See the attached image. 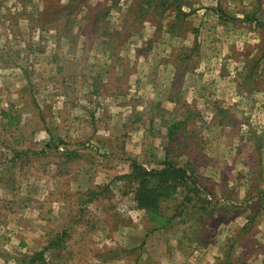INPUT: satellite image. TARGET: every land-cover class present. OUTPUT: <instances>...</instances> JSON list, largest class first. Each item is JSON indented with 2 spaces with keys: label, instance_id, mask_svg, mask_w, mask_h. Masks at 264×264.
Returning a JSON list of instances; mask_svg holds the SVG:
<instances>
[{
  "label": "rangeland",
  "instance_id": "rangeland-1",
  "mask_svg": "<svg viewBox=\"0 0 264 264\" xmlns=\"http://www.w3.org/2000/svg\"><path fill=\"white\" fill-rule=\"evenodd\" d=\"M164 161L199 193L152 218L125 174ZM30 256L264 264V0H0V264Z\"/></svg>",
  "mask_w": 264,
  "mask_h": 264
},
{
  "label": "trees",
  "instance_id": "trees-1",
  "mask_svg": "<svg viewBox=\"0 0 264 264\" xmlns=\"http://www.w3.org/2000/svg\"><path fill=\"white\" fill-rule=\"evenodd\" d=\"M174 130L175 128H169L168 135H172ZM187 171V168L182 165L164 161L158 169L132 170L125 174V177L136 183L133 196L136 206L146 215L156 218L160 216L159 208L162 199L174 198L179 192H184L186 199L195 194L198 195L199 192L192 185V181L189 184L187 182L189 177ZM199 200L202 201V198ZM38 254L41 255L40 252ZM37 259V257L30 256L27 264H33Z\"/></svg>",
  "mask_w": 264,
  "mask_h": 264
}]
</instances>
